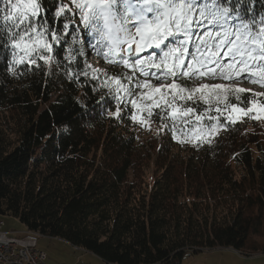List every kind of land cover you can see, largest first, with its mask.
<instances>
[{"label":"trees","instance_id":"trees-1","mask_svg":"<svg viewBox=\"0 0 264 264\" xmlns=\"http://www.w3.org/2000/svg\"><path fill=\"white\" fill-rule=\"evenodd\" d=\"M40 3L38 22L47 21L60 37L56 43L49 35L47 64L13 66L7 37L0 36V218L10 216L26 232L59 239L107 264H182L212 249L263 255L264 127L252 113L228 122L226 105L246 109L264 98L248 91L211 100L192 93L196 103L185 106L196 113L186 125L176 121L174 135V122L161 108L149 116V89L133 81L130 95L119 93L117 115L116 84L106 81L131 75L130 69L97 55V37L77 12L56 17L68 0ZM238 8L246 20L264 16V0H240ZM90 58L104 68H94ZM246 76L154 79L137 72L168 97L172 83L192 90L210 81L264 92ZM209 107L197 121L195 115ZM208 116L221 125L211 134L202 131L216 122Z\"/></svg>","mask_w":264,"mask_h":264},{"label":"snow or ice","instance_id":"snow-or-ice-1","mask_svg":"<svg viewBox=\"0 0 264 264\" xmlns=\"http://www.w3.org/2000/svg\"><path fill=\"white\" fill-rule=\"evenodd\" d=\"M239 2L240 0H71L72 7L62 4L56 9L55 15L59 18L65 11L73 12L74 9L85 29L90 28L97 37L96 45H93L97 55H102L108 63L130 69L131 75L112 76L106 81V84H116L117 115L121 100L119 93L123 91L130 95L129 85L135 81L136 88L149 89V116L153 114L152 109L161 108V112L167 113L173 120L172 131L175 135V122L186 125L190 122L189 117L196 113L194 107L185 106L189 101L196 103V97L192 93L216 91L223 88V85H202L201 88L188 90L172 83L165 90L172 93L168 97L147 79H139L137 72L140 76L154 79L200 78L204 75L212 79H233L241 78V73H247L245 78L250 82H258L264 86V16H261L259 22L254 19L246 20L239 11ZM3 5L0 8V21L3 23L0 36L7 37V45L12 49L13 66L26 60L32 65H37V60H43L47 64L50 60L47 54L53 51L49 35L51 41L56 43H59L60 37L48 28L47 21L38 22L37 18L42 11L40 0H3ZM63 29L68 30L69 24L64 23ZM73 40L75 41V37ZM104 75L107 76V73ZM123 80H127L128 84H124ZM229 91L243 93L246 90L237 88ZM157 93L160 95L156 96ZM200 99L209 103L204 97ZM131 103L133 108L140 107L135 101ZM226 107H231L233 113L245 115L253 110L264 113V103L257 105L255 99L250 101V106L246 109L236 105ZM209 111L211 107L195 115L196 120L202 121ZM216 112L220 113V109L217 108ZM165 118V115H161L162 121ZM131 119L137 120V115L133 114ZM208 119L216 122L202 131L211 134L221 125L216 117L208 116ZM226 120L235 122V117L228 115Z\"/></svg>","mask_w":264,"mask_h":264},{"label":"rangeland","instance_id":"rangeland-1","mask_svg":"<svg viewBox=\"0 0 264 264\" xmlns=\"http://www.w3.org/2000/svg\"><path fill=\"white\" fill-rule=\"evenodd\" d=\"M90 64L94 67V68H104L103 65H101V63L99 62V60L95 59V58H90L89 59ZM202 85H223V88L216 90V91H211V90H202L201 92L205 95V97L209 100L214 99V98H221L224 95H226L230 89H237V88H242L245 89L248 92H253L254 94H256L259 97H263L264 98V92L259 89L256 86H250L248 84H243V83H225L223 81H219V82H215V81H210L207 83H202L199 85V87L201 88ZM253 115L252 116H258V120L261 124L262 127H264V113L258 111V110H253V112H251ZM237 113H233L232 109H230V115H235ZM151 171L152 168L150 169V171L147 173L146 175V180L149 181L150 177H151ZM0 221H3V229L4 230H9L10 234L12 236L15 237H22L23 234H21L19 231L22 230L23 226L22 224L10 217V216H5V217H1ZM43 236L37 237L41 238ZM55 252H62V248L56 249ZM205 253H199L197 255L191 256V257H186V260H192V259H196V258H201V257H205V256H210L211 254H225L224 257V261L226 262V264H264V254L263 255H257V256H251V257H245L243 255L238 254L237 252L231 250V249H212L209 251H204ZM186 260H184V262H186ZM213 261V255L210 256V258L205 261L202 262L201 264H212ZM184 264V263H183Z\"/></svg>","mask_w":264,"mask_h":264},{"label":"crops","instance_id":"crops-1","mask_svg":"<svg viewBox=\"0 0 264 264\" xmlns=\"http://www.w3.org/2000/svg\"><path fill=\"white\" fill-rule=\"evenodd\" d=\"M5 231L10 233L9 230ZM19 232L23 234V236L24 234H27L24 227ZM35 241L36 248L45 253V259L43 264H107L96 256L78 250L77 248H74L68 243L59 239L41 237L38 239L35 238ZM59 248H62V252H55L56 249L59 250ZM212 255V264H226V262L223 260L225 254H211L210 256ZM210 256H205L192 260H186L187 258H185L184 260H186V262H184L183 260L182 264H201L202 262L207 261Z\"/></svg>","mask_w":264,"mask_h":264},{"label":"built area","instance_id":"built-area-1","mask_svg":"<svg viewBox=\"0 0 264 264\" xmlns=\"http://www.w3.org/2000/svg\"><path fill=\"white\" fill-rule=\"evenodd\" d=\"M37 237L38 233L28 231L23 237L12 236L0 221V264H43L45 253L36 248Z\"/></svg>","mask_w":264,"mask_h":264},{"label":"bare ground","instance_id":"bare-ground-1","mask_svg":"<svg viewBox=\"0 0 264 264\" xmlns=\"http://www.w3.org/2000/svg\"><path fill=\"white\" fill-rule=\"evenodd\" d=\"M67 3V2H66ZM69 7H72V3H71V0H68V4H67ZM73 11H75L74 9H73ZM75 13V12H74ZM78 13V12H77Z\"/></svg>","mask_w":264,"mask_h":264}]
</instances>
